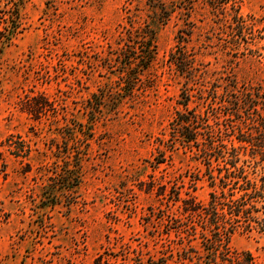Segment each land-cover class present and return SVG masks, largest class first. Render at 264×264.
Listing matches in <instances>:
<instances>
[{
  "label": "rangeland",
  "instance_id": "374dc122",
  "mask_svg": "<svg viewBox=\"0 0 264 264\" xmlns=\"http://www.w3.org/2000/svg\"><path fill=\"white\" fill-rule=\"evenodd\" d=\"M160 2L166 12L153 7ZM239 4L245 16L264 20V0ZM181 6L180 0L25 3L21 32L0 59V207L5 212L0 264H92L99 254L116 264L201 263L199 241L182 228L173 199L190 193L206 202L210 171L181 145L166 156L159 146L164 138L172 143V119L182 108L185 85L167 59L178 31L190 25L185 46L203 70L228 80L235 74L241 84H264V38L257 52L235 59L220 18L202 1L192 13ZM132 20L154 28L158 51L151 73L133 90L121 80L115 60L120 31ZM200 80L202 87L208 84L209 97L221 84ZM41 92L55 108L34 120L19 101ZM192 99L190 106L196 107ZM73 129L77 139L68 147L83 157L80 178L63 187L56 172L65 168L64 153L56 145L67 149ZM11 133L30 141V158L10 154L1 144ZM163 185L170 186L167 194H160ZM187 218L186 224L194 220ZM190 240V248H181ZM231 246L263 255L261 243L244 233H236Z\"/></svg>",
  "mask_w": 264,
  "mask_h": 264
},
{
  "label": "trees",
  "instance_id": "16d2710c",
  "mask_svg": "<svg viewBox=\"0 0 264 264\" xmlns=\"http://www.w3.org/2000/svg\"><path fill=\"white\" fill-rule=\"evenodd\" d=\"M27 1L0 0V59L5 47L21 32V9ZM201 1L211 15L221 19L225 33L230 36V45L235 48L233 58L262 48L264 20L245 16L239 0H180L181 9L192 13ZM153 7L166 12L163 2L153 3ZM191 30L188 25L178 31L177 43L167 59L185 78V85L181 92L182 108L177 109L172 119V143L170 138H164L159 146L164 148L163 156L175 151L178 145L198 155L210 171V192L206 202L190 193L187 197L175 194L173 200L179 203L182 228L186 229L189 239L199 241L200 264H264V84H241L235 74L228 80L203 70L197 54L185 46ZM120 40L121 46L115 53L119 67L116 70L125 86L130 85L133 90L151 73L157 61L156 32L150 24L137 26L133 22L120 31ZM199 79L202 84L215 79L221 84L214 87L213 96L209 97L204 91L208 84L202 87L197 83ZM194 96L197 105L191 107ZM19 102L21 109L34 120H40L55 108L43 92L27 94ZM210 105L212 110L208 109ZM68 136L67 149L56 145L64 153L65 168L56 172L60 183L57 182L63 187H71L79 181L83 159L80 151L68 147L70 140L77 139L75 130ZM1 144L10 154L27 159L33 150L30 141L20 133L9 134ZM2 155L0 151V157ZM162 162L164 160L159 164ZM31 168L32 163L27 161L24 170ZM162 190L160 194H167L170 186L163 185ZM3 216L5 212L0 207V220ZM187 217L194 220L186 224ZM236 233L253 236L261 243L259 248L263 255L234 249L231 240ZM192 240L182 243L181 248H190ZM92 264H116V261L99 254Z\"/></svg>",
  "mask_w": 264,
  "mask_h": 264
}]
</instances>
